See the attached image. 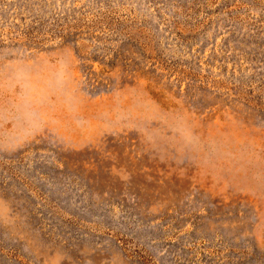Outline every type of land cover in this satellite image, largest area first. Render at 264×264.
I'll list each match as a JSON object with an SVG mask.
<instances>
[{
	"label": "rangeland",
	"instance_id": "374dc122",
	"mask_svg": "<svg viewBox=\"0 0 264 264\" xmlns=\"http://www.w3.org/2000/svg\"><path fill=\"white\" fill-rule=\"evenodd\" d=\"M0 264H264V0H0Z\"/></svg>",
	"mask_w": 264,
	"mask_h": 264
}]
</instances>
